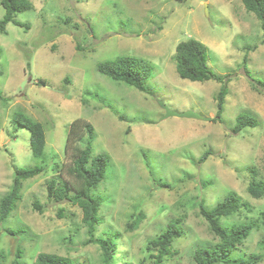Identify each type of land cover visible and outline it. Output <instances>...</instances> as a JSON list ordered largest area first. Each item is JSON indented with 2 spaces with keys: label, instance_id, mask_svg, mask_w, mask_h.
<instances>
[{
  "label": "rangeland",
  "instance_id": "obj_1",
  "mask_svg": "<svg viewBox=\"0 0 264 264\" xmlns=\"http://www.w3.org/2000/svg\"><path fill=\"white\" fill-rule=\"evenodd\" d=\"M29 1L30 8L15 15L28 29L9 22L0 32V198L9 191L15 168L39 164L44 169L22 182L14 210L0 222L2 264H11L18 246L22 264H32L39 252L69 256L75 264H103L100 246L84 243L88 235L81 210L48 199L46 192L51 177L69 182L66 167L74 147H65L66 134L76 120L94 128L92 154L109 156L95 191L104 202L94 238L116 235L112 264H152L156 251L146 249L148 239L177 217L183 233L165 263L196 264L194 250L219 240L200 214L199 202L212 208L230 190L247 207L221 223L230 228L257 221L264 193L254 198L247 186L251 181L264 185V87L252 81L264 79V36L260 21L241 0ZM3 14L0 4V19ZM189 37L206 46L209 68L228 79L221 121L212 119L221 83L191 81L176 72L175 46ZM121 55L152 64L147 92L98 71V63ZM159 102L210 119L164 117ZM16 111L42 123V157L32 155L29 131L12 120ZM239 113L253 115L258 124L234 134ZM84 130L78 131V147L86 143ZM206 150L210 154L200 162ZM139 213L138 225L129 227ZM19 226L27 231L8 234ZM263 238L264 230L253 228L231 257L259 254L256 264H264Z\"/></svg>",
  "mask_w": 264,
  "mask_h": 264
},
{
  "label": "trees",
  "instance_id": "obj_2",
  "mask_svg": "<svg viewBox=\"0 0 264 264\" xmlns=\"http://www.w3.org/2000/svg\"><path fill=\"white\" fill-rule=\"evenodd\" d=\"M181 1V0H180ZM245 9L255 14L260 21L261 29L264 36V0H241ZM0 4L4 8V14L0 19V32H5L6 24L12 22L28 29V24L15 20V15L25 9L30 8L29 0H0ZM264 43V37L262 39ZM175 69L179 77L189 79L191 81H206L209 79L216 80L221 86L216 94V114L212 118L214 121H221L223 104L225 96L228 92V79L221 75L215 74L207 63V48L199 40L189 37L180 41L175 46ZM246 55L243 58V65L246 63ZM98 71L109 78L124 82L133 86L140 91L147 92L145 83L152 74V64L141 57L131 55H121L110 60H105L97 64ZM248 77L251 74L245 69ZM255 85L264 87V79H252ZM3 96L0 92V100ZM12 120L30 133V150L34 157L40 158L44 155L45 133L42 123L33 120L21 111H16L12 115ZM76 120L71 123L66 134V145L71 144L74 147V156L72 162L66 167V173L69 176L68 184L59 183L58 179L51 177L46 183L47 197L55 202L67 201L72 205H76L81 210V221L86 226L88 238L85 244L96 243L102 250L103 264H112L113 252L117 248L116 235H106L104 238H94L96 226L101 222L98 214L99 208L104 202V198L95 193L99 183L104 179L109 163L107 153L92 154L91 143L93 141L94 128L89 122ZM83 123V124H82ZM258 120L248 113H239L235 118L232 132L237 134L246 127H255ZM83 126L87 134L86 143L83 147H78L79 129ZM210 154L206 150L200 157L199 161L203 162ZM42 165H34L31 167H17L14 169V177L9 191L0 198V222L5 221L14 210L17 201L20 199V189L25 179L34 177L43 172ZM208 183V182H207ZM162 187L168 184L162 182ZM247 192L254 198H259L264 193V185L262 182L251 181L247 186ZM247 207L242 202L240 196L234 191H228L223 199L214 207L207 208L204 203L199 202V212L206 219L212 232L218 237V242L210 247H198L194 250L193 260L196 264H256L259 261V254H251L248 257L238 255L231 257V253L235 246L248 237L251 230L261 227L264 230V210L259 211L257 221L254 219L247 222L232 223L230 228L221 223L222 217H228L237 213L241 207ZM33 207L41 211V206L37 201L33 202ZM59 217L62 216V209L58 210ZM142 213L136 215L133 221L128 225L135 228L142 219ZM181 217L170 220L162 232L156 237L147 241L146 249L154 250L156 253L151 254L152 264H166L165 259L173 256L176 250L173 249L174 240L182 236ZM26 227L19 226L15 229H8L10 235L25 233ZM264 244V238L260 241ZM23 255L22 248L18 246L15 250L11 264H22L20 258ZM5 259L3 252H0V264ZM32 264H75V262L65 255L39 252L35 256ZM84 264V263H79Z\"/></svg>",
  "mask_w": 264,
  "mask_h": 264
},
{
  "label": "water",
  "instance_id": "obj_3",
  "mask_svg": "<svg viewBox=\"0 0 264 264\" xmlns=\"http://www.w3.org/2000/svg\"><path fill=\"white\" fill-rule=\"evenodd\" d=\"M205 5H206V3H205ZM159 104L165 110L164 117L178 116V117H186V118H195V119H199V120H203V121H208L210 119V117L202 116V115H200L194 111H191V110L178 112V111L169 109V107L167 105L163 104L162 102H159Z\"/></svg>",
  "mask_w": 264,
  "mask_h": 264
}]
</instances>
